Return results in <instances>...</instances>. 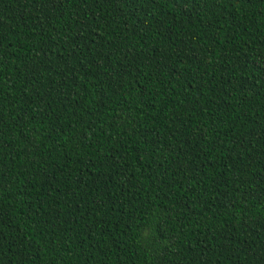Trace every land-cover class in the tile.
Here are the masks:
<instances>
[{
  "label": "trees",
  "instance_id": "1",
  "mask_svg": "<svg viewBox=\"0 0 264 264\" xmlns=\"http://www.w3.org/2000/svg\"><path fill=\"white\" fill-rule=\"evenodd\" d=\"M0 264H264V0H0Z\"/></svg>",
  "mask_w": 264,
  "mask_h": 264
}]
</instances>
